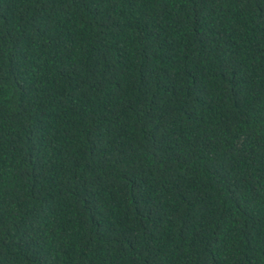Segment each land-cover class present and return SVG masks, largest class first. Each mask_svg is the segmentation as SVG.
Segmentation results:
<instances>
[{"label":"trees","instance_id":"obj_1","mask_svg":"<svg viewBox=\"0 0 264 264\" xmlns=\"http://www.w3.org/2000/svg\"><path fill=\"white\" fill-rule=\"evenodd\" d=\"M0 264H264V0H0Z\"/></svg>","mask_w":264,"mask_h":264}]
</instances>
